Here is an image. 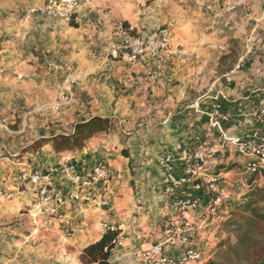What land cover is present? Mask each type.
<instances>
[{
	"label": "crops",
	"instance_id": "1",
	"mask_svg": "<svg viewBox=\"0 0 264 264\" xmlns=\"http://www.w3.org/2000/svg\"><path fill=\"white\" fill-rule=\"evenodd\" d=\"M215 1L196 0L200 5L195 12L174 17L161 10L163 2L160 0H152L147 15L142 17L138 5L126 4L124 16L129 28L149 43L156 38L160 26L168 24L171 29L170 48L179 52L170 56L172 50L164 51L159 49V45H152L146 55L137 60L128 58L129 52L122 46L121 31L118 27L112 29L108 14L78 8V26L72 27L43 12L45 0H32V5L37 4L39 9L43 6L40 12L31 9L20 13L22 17L19 19L18 12L9 17L10 26L4 31L7 37L0 44V123L13 124L16 114L17 117L21 114L22 120L16 130L7 131L6 138L10 141L4 148L8 155L4 152L0 154V180L5 181L3 177L17 173L20 163L38 167L73 157L86 164L102 162L120 168L122 176L130 169L134 171L132 178L136 181L138 196L132 202L133 212L129 220L125 221L129 223L127 229L125 223H117L118 218L111 220L115 225H123L124 229L120 232V242L111 251L109 264H142L134 254L136 250L141 245L147 247L162 241L164 222L171 219V207L168 209L171 198L163 192L161 160L171 154L175 159L173 165H178L189 133L212 135L206 113L215 98L226 97L227 102L223 105L230 110L233 105H242L248 98L256 99L264 91V46L255 55L251 47L243 44L240 51L243 56L236 59L232 68L226 72L218 70L221 65L219 57L223 53L220 50L227 47L223 42L225 38L244 36L247 40L253 34L264 37V8L254 9L248 1L251 9L248 17L243 16L240 9L215 12L214 15L200 10L201 4L210 5ZM26 2L31 0H0V13L3 10L13 11ZM213 8L211 3L210 10ZM95 20H98L99 27ZM244 47H248L247 51ZM46 62L52 65L51 76L58 83L53 91L48 88L49 76L41 69ZM62 86L73 95V99L68 106H61V111L54 110L57 112L51 122L73 132L76 123L92 116L109 117L116 129L131 135L124 143L129 148L130 159L126 158L124 164H117V158H110L109 153L101 148L97 150L99 140L96 135L89 139L87 147L77 151L56 153L47 146L48 150L42 147L35 152H21L37 138L39 130L49 127L43 119L33 115L27 118V113L38 110L34 114L37 116L47 97L57 98L59 90L65 92ZM26 107L31 108L23 112ZM28 129L34 134H29ZM95 151L99 152L95 155ZM17 156L21 158L14 160ZM56 179L58 189H66L63 180ZM16 182L17 179H14ZM124 182V178L113 181L107 191L110 201L118 199V207L121 202L124 203V198L117 196L122 193L117 189ZM29 202L28 191L15 200H0V216L9 221L17 218L16 215L18 220L21 216L24 219ZM74 217L73 236L65 243L58 238L60 229L57 222L30 234L23 226L12 231L5 227L6 221H0V243H3L0 264L80 263L82 248L101 236L103 231L95 229L96 222L90 226L86 224L93 217L99 218L95 211H84L78 215L77 210ZM192 220L195 224L200 221L197 216ZM206 234L208 231L201 229L198 237L203 238ZM12 240L28 243L24 244L28 249L12 250ZM164 250L168 255L176 253L174 249Z\"/></svg>",
	"mask_w": 264,
	"mask_h": 264
},
{
	"label": "built area",
	"instance_id": "2",
	"mask_svg": "<svg viewBox=\"0 0 264 264\" xmlns=\"http://www.w3.org/2000/svg\"><path fill=\"white\" fill-rule=\"evenodd\" d=\"M81 1L49 0L42 11L68 24L73 19L76 21ZM120 31L122 46L130 52L131 60L145 55L151 48V43H145L141 37L130 36L126 30ZM156 38L162 49L171 51L170 31L167 27L161 28ZM215 99L206 116L209 128L216 133V139L209 133L189 136L180 159L185 166L178 172V176L172 173L175 159L171 154L165 155L161 160L164 173L163 192L171 198V219L163 225L162 241L147 247L141 245L134 253L142 264H190L204 259L206 245L198 237L199 230L206 226L202 215L212 211L223 199V187L218 183L222 182L225 174L215 176L207 173L211 165L217 162L219 151H228L230 154L228 148L232 146L235 160L247 172L264 177V91L256 99L248 98L245 101L248 102L246 109L237 104L240 114H233L234 107L230 110L224 108L226 97ZM19 166L21 168L17 172L16 187L0 184V198L17 199L24 191L30 194L25 219L19 223V227L23 226L30 234H34L57 222L60 229L58 238L65 243L73 236L76 222L74 214H77V210L78 215L92 210L99 217L102 231L118 229L111 222L114 206L107 197L112 182L122 177L113 167L102 162L86 164L78 157L38 167L22 163ZM56 177L63 180L66 189H58ZM189 212L199 213L200 221L197 224L187 218ZM191 231L194 235L190 234ZM120 239L119 233L116 244ZM163 245L167 248L182 247L183 253L178 258L168 255Z\"/></svg>",
	"mask_w": 264,
	"mask_h": 264
},
{
	"label": "rangeland",
	"instance_id": "3",
	"mask_svg": "<svg viewBox=\"0 0 264 264\" xmlns=\"http://www.w3.org/2000/svg\"><path fill=\"white\" fill-rule=\"evenodd\" d=\"M48 1L49 0H45L44 6L48 3ZM151 1L152 0H82L80 4L81 6L79 7V9L86 10V11L92 10L93 12H97V14L100 12H102L103 14H108L110 17L109 24L112 23L114 27V28L112 27V29H116V27H118L119 30H126L127 32H129L130 36L141 37L138 33H136L134 29L129 28V24L127 28H125L122 25V23L126 21V17L124 16L125 11L127 12V10H125L127 8L126 4L130 3L133 6L138 5L137 8L140 9L141 11L140 16L142 17V16L147 15V10H149ZM160 1L163 2V4L160 6L161 10H163V12L166 13V15H171L173 17L178 16V15L179 16L184 15L185 12L186 13L195 12L197 5H200V4H197L196 0H160ZM248 1L251 2V6L254 9L257 8V10H259V7L261 6L262 8H264V0H216L215 2H210V5H207V3L201 4L202 7L200 10L202 12L207 11L211 15H214L215 12L219 13L220 11H222V12L227 13L228 11H234L236 9H240L243 16L248 17L251 12V9L249 7L250 2ZM121 2H125V3L121 4ZM211 3H213L214 5V8L212 10H210ZM41 8L39 9V6L37 4L32 5V0H31V2H28V3L26 2L24 5L22 4L18 5L17 9H14L13 11L3 10L0 13V44L2 45L3 44L2 42L6 40L7 34L4 33V31H5V27L10 26L8 23V20L11 15H14L18 12L19 13L18 19H19L22 17V14L25 11L35 9L36 11L40 12ZM20 13L22 14L20 15ZM94 22L96 23L97 27L100 26V24L98 23V20H95ZM163 27H167L169 31L171 32L170 26L168 24H164L163 26H160L159 30ZM243 37L242 38L227 37L223 40V42H225L227 47L224 46L220 50L223 53L220 54V57H219V60L221 61V65L218 67V70H220L221 72L222 71L226 72L232 68V66L237 62L236 59L241 58L243 56L242 52H240L241 48L243 47V44L245 47L246 46L251 47L250 49L254 52L255 55L261 52L260 49H263L262 46H264L263 36H261L260 34H253L251 37L250 36L247 37V40H245ZM145 43L148 44V42H145ZM149 43H151V48L154 45H156L157 47L159 45L157 38L149 40ZM171 45H172V42H171ZM245 47L244 49L245 51H247L248 47L247 48ZM169 48H170V42H169ZM159 49H161L160 45H159ZM170 50H172V52L169 54L170 56L177 55L179 53L178 50L174 48H170ZM129 54L130 52L128 53V58H129ZM41 66H42L41 69H43L44 72L47 73V76H49V79H50V81L48 82V88H50L52 91L55 90L57 88L56 84L58 83L56 79L51 76V73L53 72L52 65L46 62ZM62 89L65 90V92L62 93V90L61 91L59 90L57 98L56 97L46 98L45 104L43 105V108L37 113L38 114L37 116L34 114H36V111L38 110H35V113L34 112L27 113L28 115L26 116L27 118L28 117L30 118V116L33 115V117L35 116L38 119H43V121L46 122L49 127L45 128L43 131L39 130L37 134V138L33 140V142L30 143L28 146H26L24 149H22L21 152H26V151L35 152L37 151V149L42 148V147H44L45 150H48L47 146H50L51 149L54 151V149L52 148L51 142H47L44 144V142H42L41 140L49 139L50 137H53L56 135H60V134L64 135V134H68L72 132L71 129L69 130L68 128L64 129L61 126H56L57 124L56 122H51L55 120V118L53 117L54 115H56L57 111H54V110L60 109L59 111H61L63 107L68 106L69 103L72 102L73 95L70 94L67 91V89L64 88V86H62ZM47 92H49L48 89H47ZM81 98H83V96L79 97V100ZM247 104L248 102H243L242 108L246 109ZM252 104L253 106H255L254 103ZM30 108L31 107L23 108L22 111L27 112L30 110ZM232 112L233 114L241 113V110L237 106V104L234 105V109H232ZM21 120H22V115L20 114V116L17 117V114H16L13 124L9 123L8 125L6 122L0 123V154L4 152V155L5 154L8 155L7 152L4 150V148L6 149L8 146L7 142L10 141V139L6 138L8 135L7 131L9 129L16 130ZM210 131L213 136H216L215 131L213 130H210ZM28 133L31 135L34 134V132H31L30 129H28ZM41 135H44V136H41ZM95 135L98 138L97 141L99 140L97 142L98 143L97 150L101 148L106 153H109L110 158L112 159L117 158V164H120L121 162L124 164L126 162L125 160L126 158H129V159L131 158L129 148L124 144L126 139L130 137L131 135L125 134L118 128L116 129L113 121H112V128L108 132L97 133ZM190 135L191 133L188 134V136ZM116 136H119V137H116ZM212 144L214 145L213 142ZM88 145H89V140L86 142L83 148L87 147ZM228 149H229L230 154L228 153V151H223V152L219 151L217 153V162L225 161L227 163L230 161V164L233 165L231 170L227 172H223L225 175L223 176L221 180L222 182L218 183V185H221L223 187V193H221V196L224 199L237 198L241 195H246L250 192L261 191L262 189H264V177H262L259 174H252L250 172H247L246 168H243L240 164L239 165L232 164L234 163L233 161H237L235 160L236 157L234 158V155L232 154L234 153V148L232 146H229ZM96 152L98 153L99 151H95L94 152L95 155L97 154ZM125 152L127 154H125ZM19 158H21V156L14 157L13 159L17 160ZM29 162H33V161L29 160ZM8 163H11V162L9 161ZM184 166H185L184 161L180 160L178 165L177 164L174 165L175 168L173 167L172 173L175 176H178V174L182 171V168ZM113 169L119 172L120 168L113 167ZM133 172L134 171L130 169L129 172L126 173L125 176L121 177V179L124 178L125 182L123 185L120 184L118 186L119 190L117 189V191H122V193L117 194V196L123 197L124 203L121 202L120 207H118L117 205L118 199L117 200L115 199V202L111 201L115 209V211H113L115 212L114 214L115 216L112 214L111 218L112 219H114L115 217L118 218V221L117 220L116 221L119 224L125 223V221L129 220L130 213L133 212L131 210V207L133 206L132 202L138 196V194L136 193V191H138V188L136 186V181L134 180V178H132ZM16 174L17 173L14 172L13 174H11L12 176L10 177H3L2 179L5 181L0 180V182L2 184H7L9 186L16 187L17 185L16 183H14V179H17ZM0 200H7V199L0 198ZM237 201H244L243 196L241 197V199ZM255 207H257L261 212H264V197L261 200L257 201V203L255 204ZM228 208H229V213H231L230 215H232L231 216L232 221L240 223L242 225V228L239 227L240 229H238L237 225H234L231 223H229V226H225L223 222L219 224L214 223L211 226V228H208L205 223L206 226L203 228V230H207L208 234H206V236L207 235L209 236L207 237L205 236L203 238L202 236L199 237L201 239V243L206 245L207 251L211 248V252H212L211 259L213 262H215V264H259L260 262L259 260L261 258H264V223H259L257 227H255L254 229H250L247 233H244L246 230L244 227L246 220L241 218V215L244 216V215H247L248 213L241 212L239 209H237L234 206H228ZM168 209H170V204H169ZM20 212H24V211L21 210ZM166 212L169 214V211H166ZM13 214H14L13 212H10V215H13ZM16 216L17 218L13 217L12 221H9L10 219L8 218L0 216V221H6L7 224L5 225V227H7L8 229L12 231H17V229L20 228L19 223L23 221L25 218L23 219V216H21V219L18 220L19 216L18 215ZM196 216L198 220L199 213L189 212L187 214V218L190 219L191 221H193L192 218ZM95 222L98 223L95 229L101 232L102 230L99 225V218L93 217L91 220H87L86 224L90 226L91 223L93 224ZM124 226H125V229H127L129 226V223L128 222L125 223ZM9 227H12V228H9ZM117 227L120 230V232L121 230L124 229L123 225H117ZM1 233L2 231L0 232V235ZM190 234L194 235V232L191 231ZM161 237L163 240L164 238L163 234L161 235ZM24 244L27 245L28 243H20L17 240H12L11 249L18 250L22 247L23 249L27 250L28 248H26ZM163 248L166 249L167 246L163 245ZM1 249H3V243H0V250ZM167 249H174L176 253L171 254V255L172 256L174 255L176 258L181 256L183 253L182 247L181 248H170L169 247ZM79 261L80 263L78 262L77 264H84L81 261V253L79 254ZM204 262L205 260L198 262V264H203Z\"/></svg>",
	"mask_w": 264,
	"mask_h": 264
},
{
	"label": "trees",
	"instance_id": "4",
	"mask_svg": "<svg viewBox=\"0 0 264 264\" xmlns=\"http://www.w3.org/2000/svg\"><path fill=\"white\" fill-rule=\"evenodd\" d=\"M72 27H77L78 23L73 19L68 23ZM122 25L127 28L128 23L124 21ZM112 128V121L109 117L92 116L88 120L78 122L74 125L73 132L68 135H56L49 139H42L45 143L51 142L52 148L56 153L63 151H75L82 149L86 142L97 133H106ZM40 141V142H41ZM43 144V143H42ZM41 146V145H40ZM125 154H127L125 152ZM235 165H239L238 161H233ZM229 162L218 161L212 164L208 169L207 173L210 175H219L220 173L227 172L232 169ZM243 196L244 201H237ZM246 196V197H245ZM264 197V189L261 191L250 192L246 195H241L237 198L221 199V201L213 207V210L202 215L208 228L221 222L225 226H229V223L237 225V228H242L240 223L232 221V215L229 213L228 206H234L241 212L248 213L247 215H241V218L246 220L245 232L247 233L250 229L257 227L259 223H264V212H261L255 204L257 201ZM240 227V228H239ZM120 230L116 231L106 230L97 239L89 242L82 248L81 261L84 264H109V257L112 249L115 247ZM243 233V234H244ZM241 238V237H240ZM212 252L211 248L207 251L203 264H215L211 259ZM259 264H264V258L259 260Z\"/></svg>",
	"mask_w": 264,
	"mask_h": 264
}]
</instances>
